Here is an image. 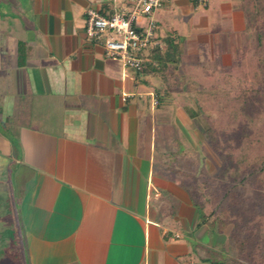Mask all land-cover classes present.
<instances>
[{
  "label": "crops",
  "instance_id": "obj_1",
  "mask_svg": "<svg viewBox=\"0 0 264 264\" xmlns=\"http://www.w3.org/2000/svg\"><path fill=\"white\" fill-rule=\"evenodd\" d=\"M120 5L0 0V192L13 212L0 226L10 217L21 230L26 264H235L229 227L199 223L188 189L202 174L180 165L192 153L169 157L161 142L182 144L185 106L211 83L205 69L234 64L241 1L200 11L196 0H162L161 47L141 72L84 31L88 8Z\"/></svg>",
  "mask_w": 264,
  "mask_h": 264
},
{
  "label": "trees",
  "instance_id": "obj_2",
  "mask_svg": "<svg viewBox=\"0 0 264 264\" xmlns=\"http://www.w3.org/2000/svg\"><path fill=\"white\" fill-rule=\"evenodd\" d=\"M240 1L245 28L234 64L205 69L211 83L192 98L219 167L198 175L188 192L200 224L229 227L235 264H264V0ZM246 55L251 74L238 70Z\"/></svg>",
  "mask_w": 264,
  "mask_h": 264
},
{
  "label": "built area",
  "instance_id": "obj_3",
  "mask_svg": "<svg viewBox=\"0 0 264 264\" xmlns=\"http://www.w3.org/2000/svg\"><path fill=\"white\" fill-rule=\"evenodd\" d=\"M113 1H119L121 5L109 14H102L92 7L86 10L85 34L102 44L107 57L141 72L146 51L150 47H161V43L155 40L157 21L154 11L162 5V0ZM207 1L196 0V5L204 6ZM143 19L145 22L142 24ZM152 100L153 104L158 103L155 95Z\"/></svg>",
  "mask_w": 264,
  "mask_h": 264
},
{
  "label": "rangeland",
  "instance_id": "obj_4",
  "mask_svg": "<svg viewBox=\"0 0 264 264\" xmlns=\"http://www.w3.org/2000/svg\"><path fill=\"white\" fill-rule=\"evenodd\" d=\"M200 11H203V5H199ZM155 14V13H154ZM155 18V16H154ZM156 19V18H155ZM145 22V19H143L142 24ZM177 53H179L177 51ZM253 62L254 60L249 55L244 56L241 63L239 64L238 70H246L249 74L253 72ZM146 61H144V64ZM240 71H238L240 73ZM237 72V73H238ZM199 77L201 79L204 78L202 75L199 74ZM207 82L203 81V87L206 88L208 85H206ZM200 88V89H202ZM195 95V93H194ZM181 105H184V101H181L180 99L177 100ZM186 113L188 117L192 120L190 122V126L186 128V134L182 135L181 142L182 144L178 145V147H171L168 141L165 140V142L162 139L161 146L162 148L165 147L164 144H166L167 149L172 151L169 157H173L175 153L177 155L180 153L181 150H185L187 152H191L193 158L187 157L185 163L180 162L181 166H184L189 168L192 172H194L195 175L197 174H211L214 172L218 167L220 163V159L218 154L208 145L205 138L202 136V130H203V123L200 121V118L196 115V110L194 108L193 102H189L185 106ZM167 119L169 120V125L171 126V116L170 114H166ZM176 127H178L179 130V123L176 124ZM170 129V127L168 128ZM169 131V130H168ZM164 135V134H163ZM169 136L171 137V133L169 132ZM158 148L159 143L157 141ZM173 155V156H172ZM157 156V152H156ZM195 161H197L195 163ZM206 163H208V168L206 166ZM159 165V164H158ZM253 189V185H252ZM5 195L1 194L0 192V214H10L12 210L8 211V209L3 205L7 202H5ZM8 206V205H7ZM262 209V207H258V209ZM13 213V212H12ZM10 217L7 218V222L9 223L11 221V226H0V264H26V249L23 243V235L21 233V230L13 225V219ZM230 248V254L225 256V259L227 258L226 262H236L237 256H236V249L237 246L233 243V245ZM225 262V263H226Z\"/></svg>",
  "mask_w": 264,
  "mask_h": 264
}]
</instances>
